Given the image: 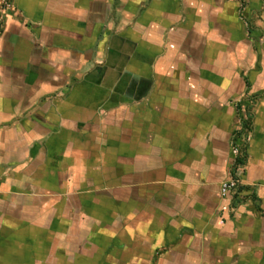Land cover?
Instances as JSON below:
<instances>
[{
	"label": "crops",
	"instance_id": "0c3cea01",
	"mask_svg": "<svg viewBox=\"0 0 264 264\" xmlns=\"http://www.w3.org/2000/svg\"><path fill=\"white\" fill-rule=\"evenodd\" d=\"M11 1L0 264H264V0Z\"/></svg>",
	"mask_w": 264,
	"mask_h": 264
},
{
	"label": "built area",
	"instance_id": "2783aa9c",
	"mask_svg": "<svg viewBox=\"0 0 264 264\" xmlns=\"http://www.w3.org/2000/svg\"><path fill=\"white\" fill-rule=\"evenodd\" d=\"M14 7L11 0H0V32L4 17L7 13L13 12ZM237 113V128L230 144L231 167L228 179L220 185L221 196H237L241 186L240 176L244 169L245 148L250 138V119L239 103L235 105ZM239 113V114H238Z\"/></svg>",
	"mask_w": 264,
	"mask_h": 264
}]
</instances>
